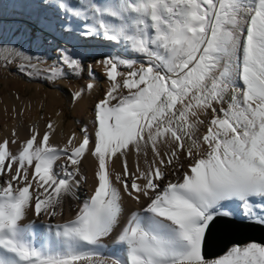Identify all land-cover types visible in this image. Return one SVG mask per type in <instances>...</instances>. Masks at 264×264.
Segmentation results:
<instances>
[{"label": "snow or ice", "instance_id": "obj_1", "mask_svg": "<svg viewBox=\"0 0 264 264\" xmlns=\"http://www.w3.org/2000/svg\"><path fill=\"white\" fill-rule=\"evenodd\" d=\"M30 2L61 41H48L56 58L0 48L30 68L47 64L49 80L84 73V41L115 49L97 61L108 87L92 132L54 144L49 121L0 140V264H264L254 241L213 259L203 252L208 231L237 209L264 225V0ZM89 156L92 190L53 223L67 198L80 199ZM126 199L137 210L126 213Z\"/></svg>", "mask_w": 264, "mask_h": 264}, {"label": "bare ground", "instance_id": "obj_2", "mask_svg": "<svg viewBox=\"0 0 264 264\" xmlns=\"http://www.w3.org/2000/svg\"><path fill=\"white\" fill-rule=\"evenodd\" d=\"M37 12L38 9L34 4L30 2V0H0V41H3L7 37H10L12 31L15 32L13 36L17 37L24 35V31L27 30L30 31L32 35L42 36L44 37V39L51 38L56 43L60 44L61 41L57 39L54 31H48L41 27L40 23L36 19ZM48 15H50V13ZM83 43L87 45L83 53L89 54L91 57L94 54H97L99 56L97 59L95 58V60H93L94 58L91 59L87 64V66L90 65L92 68H94L96 73L90 76L88 71L87 82H84L81 85H72L68 82H64L63 88L67 100L66 102H68L69 105L72 106L74 118L79 120V122L82 124L81 128L87 127L89 131L92 132L94 128L95 103L103 97L104 92L108 87V81L104 76L103 65L98 64L97 61L102 60L105 54H107L110 50L115 49V46L111 43L101 40H90L84 41ZM11 52L12 51L2 49V52H0V62L3 63L9 60ZM4 70H0V72L5 75L6 71ZM48 81L49 83L52 82L51 80ZM88 83H93L95 86L91 90H88L86 88V85ZM33 88L35 95H41L44 93L40 86L33 85ZM81 88H84L83 96L78 101H74L72 99L73 93L80 90ZM51 95L53 98L49 104L48 110L46 111L44 116H40L38 113V107L40 105L39 102H37L38 99L36 101L24 99L18 95L16 90L12 89H5L4 91L0 92V104H2V109H0V119L3 118L2 116H4L2 114L4 110H7V112L11 111V113L13 114L11 117L0 121V140L4 138L11 139L12 132L15 129L19 139L22 141L29 134V131L33 126L38 127L39 131L41 132L45 131L46 125L49 121L53 123L55 128L54 135L50 137L51 142L54 144L62 145L65 142L67 136L71 135L73 132H76L78 134L80 127L74 126L71 123L62 129L64 114L57 105L59 104V97L54 92H52ZM8 116L10 115L8 114ZM35 121L38 122L37 126L34 125ZM11 147L13 150L16 149V145H12ZM129 161L130 163L135 161L134 154L133 156L129 157ZM121 168L122 163L117 162L115 170L119 171ZM83 172L89 177V179L88 183L83 184L81 189L79 190L80 199L77 200L74 198H67L63 206V215L56 216L53 220V223L66 221L72 218L75 215L77 206L92 190L93 158L91 156L84 160ZM137 208L138 206L135 202L127 199L125 200L126 213L135 211L137 210ZM33 219H35L34 215L29 212L28 216L22 223L27 224ZM235 219L243 220L239 215L238 209ZM249 242L253 241H248L244 244H247ZM38 243H42V241H38ZM105 243L108 244L109 247H111L110 240H106ZM232 245L233 244L229 245L227 249ZM222 254L207 259H213Z\"/></svg>", "mask_w": 264, "mask_h": 264}, {"label": "rangeland", "instance_id": "obj_3", "mask_svg": "<svg viewBox=\"0 0 264 264\" xmlns=\"http://www.w3.org/2000/svg\"><path fill=\"white\" fill-rule=\"evenodd\" d=\"M36 19L38 20L37 14H36ZM25 31L23 33L24 35L17 36L18 38L13 36L15 32L12 31L10 37L4 39L5 41L4 40L0 41V45H6L9 46V48L12 47L19 48L22 49L25 53H28L30 55H44L47 57L49 63L56 58L57 53L54 51V45L48 43L49 40L53 41V39L51 38L44 39V37L42 36L32 35L30 31L27 30ZM55 44L58 45V43L56 42ZM2 49L3 48H0V52H2ZM83 54H84L83 62L86 67L82 75L76 76L73 73H71L70 70L64 69V71L67 72L66 78H57L55 79L54 82L52 81L51 83H49L48 81L49 79L46 78L45 74L41 71L42 69L47 67V64H38L37 68H30L29 61H27L21 56H17L15 52H11L9 56V60H11V63L7 67H3V64L5 62L3 63L0 62L1 63L0 70L5 69L4 71H6L5 75L0 72V92L4 91L5 89H9V90L12 89V90H16L18 95L24 99H29L31 101H36L38 99L37 102H39L40 104L38 107V113L40 116H44L46 111L48 110L49 104L53 98L51 94L52 92H54L59 97L58 99L59 104H57L58 108L64 114L62 129L70 123L74 126L80 127L79 129H81L82 124L79 122V120L74 118L72 106L69 105L68 102H66L67 100L64 93L63 83L68 82L72 85H81L84 82L88 81L87 64L91 59L94 58L93 60H95V58L97 59L99 56L97 54H94L91 57L89 54L86 53ZM31 63H36V61L32 60ZM18 65H23L26 71L18 70ZM91 70L94 74L96 73L94 68L91 67ZM26 73H33V74L28 75ZM33 85L40 86L44 91V93L41 95H35ZM0 106H1L0 109H2V104H0ZM2 114L4 116H2L3 118H1L0 121L5 120L13 115L11 111L7 112V110H4ZM8 114L10 116H8ZM34 125L37 126L38 122L35 121ZM204 131H206V128L202 127L200 130V134H203Z\"/></svg>", "mask_w": 264, "mask_h": 264}, {"label": "water", "instance_id": "obj_4", "mask_svg": "<svg viewBox=\"0 0 264 264\" xmlns=\"http://www.w3.org/2000/svg\"><path fill=\"white\" fill-rule=\"evenodd\" d=\"M248 241L264 244V226L239 219L220 221L208 231L203 252L205 258H211L225 252L231 244Z\"/></svg>", "mask_w": 264, "mask_h": 264}]
</instances>
